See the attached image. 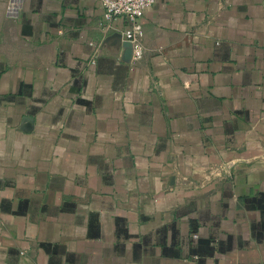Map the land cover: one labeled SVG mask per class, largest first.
<instances>
[{
	"label": "crops",
	"instance_id": "0c3cea01",
	"mask_svg": "<svg viewBox=\"0 0 264 264\" xmlns=\"http://www.w3.org/2000/svg\"><path fill=\"white\" fill-rule=\"evenodd\" d=\"M7 2L0 264H264V0Z\"/></svg>",
	"mask_w": 264,
	"mask_h": 264
},
{
	"label": "built area",
	"instance_id": "2783aa9c",
	"mask_svg": "<svg viewBox=\"0 0 264 264\" xmlns=\"http://www.w3.org/2000/svg\"><path fill=\"white\" fill-rule=\"evenodd\" d=\"M104 8V20L109 25L123 19L125 27L117 35L129 43L134 62L145 56V31L142 23L145 12L153 6L155 0H100ZM24 7V0H8L6 14L19 18Z\"/></svg>",
	"mask_w": 264,
	"mask_h": 264
},
{
	"label": "water",
	"instance_id": "95a60500",
	"mask_svg": "<svg viewBox=\"0 0 264 264\" xmlns=\"http://www.w3.org/2000/svg\"><path fill=\"white\" fill-rule=\"evenodd\" d=\"M125 44L127 45V47L129 48V50H130V53H131V55H132V50H131V46H130V44L129 43H126L125 42Z\"/></svg>",
	"mask_w": 264,
	"mask_h": 264
}]
</instances>
